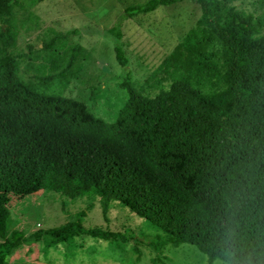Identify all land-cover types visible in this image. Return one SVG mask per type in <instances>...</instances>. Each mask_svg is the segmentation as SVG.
<instances>
[{"label": "trees", "instance_id": "16d2710c", "mask_svg": "<svg viewBox=\"0 0 264 264\" xmlns=\"http://www.w3.org/2000/svg\"><path fill=\"white\" fill-rule=\"evenodd\" d=\"M178 1L127 5L106 29L126 98L105 120L82 101L39 90L18 75L8 49L27 18L17 19L18 0H0V264L22 243L40 239L52 246L86 235L121 249L131 238L128 231L86 227L82 210L58 226L7 236L9 198L39 190L97 200L104 219L110 202L127 208L162 232L148 243L155 250L187 243L206 255L205 264L221 261L226 250L244 264H264L262 21L221 0H195L204 25L191 27L169 54L167 88L145 95L127 68L121 23ZM69 33L77 30L42 43L45 62L35 69L62 86L87 57L79 44L65 47ZM215 80L221 88H209Z\"/></svg>", "mask_w": 264, "mask_h": 264}, {"label": "rangeland", "instance_id": "374dc122", "mask_svg": "<svg viewBox=\"0 0 264 264\" xmlns=\"http://www.w3.org/2000/svg\"><path fill=\"white\" fill-rule=\"evenodd\" d=\"M16 6L19 33L8 52L17 61L18 75L30 80L39 90L61 93L80 100L96 116L112 120L125 101L124 91L117 80L121 67L114 57V40L106 32L123 8L146 0H18ZM224 6L233 5L262 21L264 34V0H221ZM33 15L32 20L28 19ZM30 21V22H27ZM204 25L195 0H181L158 6L153 11L139 13L121 23L119 44L127 57L134 87L152 96L167 88L165 76L169 54L183 41L185 33L196 25ZM30 25V29L27 26ZM77 30L65 37V47L79 44L87 50L80 68L65 85L57 78H46L47 70H35L44 61L42 43L57 33ZM223 71V69H222ZM221 71V72H222ZM46 76V77H45ZM40 77H43L41 80ZM219 82V81H218ZM211 84L209 88H221ZM84 212L86 227L99 224L111 231H128L129 241L116 248L107 240L86 235L74 237L72 243L46 246L44 240L22 243L10 256L7 264H205L206 255L187 243H166L159 250L149 241L162 232L127 208L110 202L107 216L101 215L97 200L71 199L48 190H39L20 198H9L7 236L12 229L24 235L38 229L58 226L75 220L77 211ZM211 264H220L215 259Z\"/></svg>", "mask_w": 264, "mask_h": 264}, {"label": "clouds", "instance_id": "9594fccd", "mask_svg": "<svg viewBox=\"0 0 264 264\" xmlns=\"http://www.w3.org/2000/svg\"><path fill=\"white\" fill-rule=\"evenodd\" d=\"M220 264H244V261L236 257L235 252L231 250H226V253L223 259L220 261ZM247 264H251V261L248 260Z\"/></svg>", "mask_w": 264, "mask_h": 264}]
</instances>
